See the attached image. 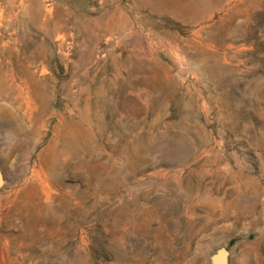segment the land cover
<instances>
[{"label": "rangeland", "instance_id": "rangeland-1", "mask_svg": "<svg viewBox=\"0 0 264 264\" xmlns=\"http://www.w3.org/2000/svg\"><path fill=\"white\" fill-rule=\"evenodd\" d=\"M0 87V264H264V0H0Z\"/></svg>", "mask_w": 264, "mask_h": 264}, {"label": "water", "instance_id": "water-1", "mask_svg": "<svg viewBox=\"0 0 264 264\" xmlns=\"http://www.w3.org/2000/svg\"><path fill=\"white\" fill-rule=\"evenodd\" d=\"M230 250L227 247H221L213 256H211L212 264H230Z\"/></svg>", "mask_w": 264, "mask_h": 264}, {"label": "bare ground", "instance_id": "bare-ground-1", "mask_svg": "<svg viewBox=\"0 0 264 264\" xmlns=\"http://www.w3.org/2000/svg\"><path fill=\"white\" fill-rule=\"evenodd\" d=\"M10 87H12V86H10ZM5 97V94H4V90H3V88L2 87H0V99H1V97ZM10 114V113H9Z\"/></svg>", "mask_w": 264, "mask_h": 264}]
</instances>
